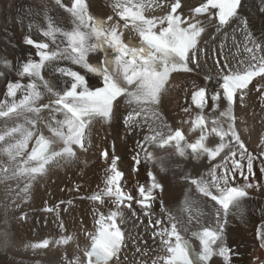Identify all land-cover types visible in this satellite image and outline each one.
Listing matches in <instances>:
<instances>
[{
    "label": "snow or ice",
    "instance_id": "6c2138e0",
    "mask_svg": "<svg viewBox=\"0 0 264 264\" xmlns=\"http://www.w3.org/2000/svg\"><path fill=\"white\" fill-rule=\"evenodd\" d=\"M54 4L68 14L67 21L45 9L44 26L28 24L29 30L35 27L45 38L24 37V44L35 49L38 59L30 52L19 62L18 79L8 80L0 99V120L5 125L0 130V155L7 157L0 166V180L23 178L27 192L53 167L79 160L78 151L88 149L92 126L97 122L111 125L123 107L126 135L139 137L131 157L132 172L145 165L147 181L127 190L115 145L111 154L107 149L100 153L106 162L103 187L81 199L112 207L107 211L92 208L93 230L81 222L88 243L67 264H120L129 241L139 256L148 255L143 237L134 238L123 227L125 209L137 215L134 205L148 218L153 243L159 241V253L151 264H215L214 258L221 264H233L236 253L226 240L229 218L242 212L249 190L264 187L260 183L264 180V136L259 151L249 150L235 115L237 98L243 104L254 79L264 78V41L257 42L245 29L242 45L246 55L235 64L227 56L222 57V65L217 60L220 71L211 88L213 77L207 74L205 86L193 85L191 103L183 108L190 120L182 123L190 124L189 132L198 133L194 140L182 126L168 122L161 104L174 73L190 74L201 68L205 20L209 26L212 22L230 25L240 19L242 0H199L188 15L183 13V0H105L110 11L102 14L93 11V0H54ZM157 9L161 14H155ZM63 62H67L65 66H61ZM89 76L97 78V83H91ZM25 78L27 82L22 83ZM185 92L187 95V89ZM255 92L264 109V84H257ZM208 108L210 112H206ZM173 155L185 161L206 158L209 162L206 171L179 175V181L188 187L178 209L166 206V186L154 171L168 173ZM76 190L80 191L79 185ZM63 203L45 209L55 213L62 229ZM260 211L264 213V207ZM74 239L67 235L56 243L68 244ZM255 242L264 250V224L256 229ZM48 246V239L32 245ZM256 261L253 258V264Z\"/></svg>",
    "mask_w": 264,
    "mask_h": 264
},
{
    "label": "bare ground",
    "instance_id": "6f19581e",
    "mask_svg": "<svg viewBox=\"0 0 264 264\" xmlns=\"http://www.w3.org/2000/svg\"><path fill=\"white\" fill-rule=\"evenodd\" d=\"M198 2L199 0H183V13L188 15L190 8L197 6ZM93 5V11L97 14L110 11L105 0H93ZM45 9L49 15L67 21L68 14L59 9L54 0H0V74H3L0 75V99L4 98L8 80L18 79L16 71L19 62L26 60L30 52L38 59L34 56L35 50L25 47L23 41L25 35L29 34L41 40L45 39L39 35L35 27L32 30L28 28L30 22L45 25ZM155 14H161L160 10L157 9ZM241 20L245 23H241ZM205 27L206 32L200 43L205 51L199 53L201 68L190 74L174 73L161 104L168 122L174 127L182 126L190 140H194L198 133L189 132L190 124L182 122L190 120V116L183 108L190 105L193 85L205 86L204 76L207 74L213 77V81L209 82L211 88L216 73L220 71L216 67L217 60L222 65L225 62L222 57L227 56L228 60L235 64L236 60L246 55L242 45L245 29L253 34L257 42L264 41V0H242L240 19L224 26H218L216 22L209 26V22L205 20ZM237 44L241 45L240 49L235 47ZM66 63L63 62L61 66H65ZM45 77L49 78L47 72ZM88 79L93 84L97 83V79L92 76ZM25 80L26 78L21 82L26 83ZM257 84H264V78H257L250 86L252 91L245 102L241 104L237 98L235 105L238 130L249 150L255 151L260 150L258 146L261 144V137L264 136V109L261 108L257 99L258 94L255 92ZM48 99L45 97L44 102H48ZM210 111V108L206 109V112ZM124 114L126 113L122 107L111 125L95 123L90 131L87 151H78L79 160L68 166L53 167L46 176L33 182L27 192L24 191L26 181L23 178L0 180V264H67L69 259L81 254L78 249H83L88 243L81 231V222L83 221L85 228L92 231V208L95 206L107 211L112 207L111 204L106 207L100 206L81 197L90 196L103 187L106 162L100 157V153L107 149L111 154L113 144L116 153L121 157L119 167L125 172L126 189L132 191L138 182L147 181L145 165H141L137 173L132 172L131 157L134 154L135 141L139 137L126 135L122 122ZM43 116L47 117L45 113ZM4 126V122L0 120V130ZM157 154L166 155L160 150H157ZM6 162L7 157L0 155V166ZM177 163L181 168L175 167ZM208 165L206 158L201 161L191 159L185 161L173 155L168 173H160L158 168H154L158 178L166 186L163 196L166 206L178 209L184 197L188 185L179 181V175L199 174L206 171ZM255 170L259 176L258 166ZM262 181L260 183L264 185ZM77 185L80 186V191L76 190ZM249 191L250 198L245 201L244 209L240 214L230 216L226 226V240L236 253L233 264H253V258H257L256 264L264 262V250H258L255 242L256 229L264 224V213L260 211L264 207V187ZM68 200L73 201L72 205L67 204ZM60 201L65 202L60 204L61 219L65 223L63 229L59 227L55 213L45 211L47 207H53ZM134 207L136 216L125 209L126 222L123 227L132 237H143L150 251L148 255L141 257L135 253V248L129 241L121 253L120 264H140L141 261L151 264L152 259L159 253V241L153 243L148 218L143 216L138 207L135 205ZM154 207L158 212V202ZM65 208H69L70 211L65 212ZM67 235L74 236L75 239L68 244L56 243ZM45 239L49 240L47 248L32 247L34 244L43 243ZM214 260L215 264H221L218 259Z\"/></svg>",
    "mask_w": 264,
    "mask_h": 264
},
{
    "label": "rangeland",
    "instance_id": "374dc122",
    "mask_svg": "<svg viewBox=\"0 0 264 264\" xmlns=\"http://www.w3.org/2000/svg\"><path fill=\"white\" fill-rule=\"evenodd\" d=\"M262 182H264V180H263ZM178 205H179V204H178ZM18 220H19V219H18ZM149 227H150V226H149ZM150 229H152V228L150 227ZM258 250H260L259 247H258Z\"/></svg>",
    "mask_w": 264,
    "mask_h": 264
}]
</instances>
